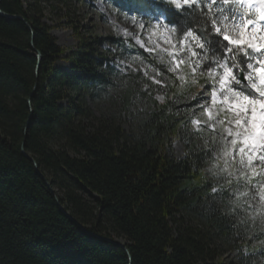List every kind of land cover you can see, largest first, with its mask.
Returning <instances> with one entry per match:
<instances>
[{
	"label": "trees",
	"instance_id": "1",
	"mask_svg": "<svg viewBox=\"0 0 264 264\" xmlns=\"http://www.w3.org/2000/svg\"><path fill=\"white\" fill-rule=\"evenodd\" d=\"M75 1L0 0L1 12L21 17L0 15V264H264V235L230 213L227 187L217 195L208 186V146L182 130L188 91L156 56L132 48L169 76L164 91L84 41L66 55L69 70L54 65L62 50L43 18ZM110 2L147 19L159 0ZM86 98L116 113L96 117ZM60 207L125 247L88 235ZM224 247L238 262L224 263Z\"/></svg>",
	"mask_w": 264,
	"mask_h": 264
},
{
	"label": "snow or ice",
	"instance_id": "2",
	"mask_svg": "<svg viewBox=\"0 0 264 264\" xmlns=\"http://www.w3.org/2000/svg\"><path fill=\"white\" fill-rule=\"evenodd\" d=\"M156 9L154 23L130 17L135 26L148 32L153 48L147 51L161 47L153 40L158 37L167 45L163 51L169 60L161 57L160 61L166 63L168 72L186 82V67L192 83L197 82V74L211 81L192 102L183 105L199 107L206 119L191 123L214 134L206 140L211 147L204 155L212 157L214 168L229 185L234 175L230 168L237 156L255 177L256 165L264 167V0H159ZM137 42L145 47L139 37ZM156 76L162 74L157 71ZM152 81L158 86L164 83L155 76ZM240 175L251 182L247 173ZM259 185V193L264 195V181ZM208 186L213 194L227 191Z\"/></svg>",
	"mask_w": 264,
	"mask_h": 264
},
{
	"label": "rangeland",
	"instance_id": "3",
	"mask_svg": "<svg viewBox=\"0 0 264 264\" xmlns=\"http://www.w3.org/2000/svg\"><path fill=\"white\" fill-rule=\"evenodd\" d=\"M156 12L147 11V19L137 16L129 10L122 9L113 5L110 0H77L71 2L68 7H62L58 13L46 12L43 22L49 27L50 34L53 37L55 44L62 50V54L58 56L54 65L62 70H69L71 63L66 57L69 52L73 51L80 41H84L96 49L103 55L106 64L112 66L116 71L127 74L128 72H140L147 81L153 83L152 78L155 76L157 79L163 78L164 83L159 86L160 91L169 83V76L164 74L158 69L152 67L148 62L141 59L132 48H138L142 51L156 56L160 61L163 57L164 61H168L169 57L163 51L167 47L163 44L162 39L153 37L156 43H160L161 47L156 48L154 51H147L148 48H153V44L148 41V32L135 26L130 17H135L138 21L154 23L153 16ZM127 30L128 35L124 30ZM137 37L144 42L145 47H141L137 42ZM118 41L124 42L125 50L117 45ZM131 51H130V50ZM167 68L166 63H162ZM159 71L162 76H156ZM184 73L187 76L186 82H181L176 73L169 72V74L176 80L180 87H185L188 91L187 100L185 103L192 102V98L199 95L203 88L201 83H192V77L188 74V69L185 67ZM211 81H207V84ZM156 85V84H155ZM206 85V84H205ZM110 97H114L113 91L109 92ZM207 95V93L205 94ZM159 97H164L163 93L158 92L155 99L161 102ZM86 103L92 110L93 114L98 117L102 111L105 115L116 113V109L111 106L110 101L94 102L90 98H86ZM134 106H138L137 100H133ZM191 116L188 123L182 129L186 133L198 136L202 145L211 147L206 143V140L213 139L214 134L209 128L200 127L193 123L191 120L200 119L205 120L206 116L202 113L199 107L190 108ZM195 112V116H193ZM121 128L125 134H129L132 130L130 123L122 118L120 122ZM173 153L176 157H182L185 154L184 146L180 138L174 139L172 142ZM219 151V150H218ZM213 153L214 156L218 155ZM240 157H236V163L231 166L230 170L234 173L232 176V183L229 185L223 179V173L216 171L214 168L213 159L205 166V177L212 181L215 185H222L228 188L230 195V213L239 221L245 222L248 226L258 229L264 235V195L259 193V182L264 181V167L256 165L257 175L252 176L251 168L243 167L239 163ZM221 163L223 161L221 160ZM240 173H247L251 177V182H246ZM260 196V198H259ZM233 210L235 212L233 213ZM222 257L224 263L228 261L238 262L235 251L223 248Z\"/></svg>",
	"mask_w": 264,
	"mask_h": 264
},
{
	"label": "water",
	"instance_id": "4",
	"mask_svg": "<svg viewBox=\"0 0 264 264\" xmlns=\"http://www.w3.org/2000/svg\"><path fill=\"white\" fill-rule=\"evenodd\" d=\"M0 15H2V16H4V17H7V18H18V19H21V17L9 16V15H7V14L1 12V11H0ZM37 58L39 59L40 56L37 55ZM21 153H22L24 156H26V157H27V158L33 163V165H34V167H35V169H36V172H37L38 174H40L39 171H38V169H37V165H36L35 161H34V160H33V159H32V158H31V157H30V156L24 151L23 146H22V149H21ZM46 183H47V182H46ZM47 186L50 187L48 183H47ZM51 191L53 192L52 189H51ZM55 198H56V200L58 201V199H57L56 196H55ZM60 208H61V210L63 211V213H64L69 219H71L74 223H76L77 225H79V226L81 227V229H82L85 233H87L88 235L93 236V237H96V238H99V239H102L103 241H107V242L113 243V244H115V245H118V246L121 247V248H124V247H125V245H124V241H122V240H120V239L107 238V237H103V236H100V235H98V234H94V233L90 232V231L87 230L84 226H82V225L79 224L77 221H75V220L73 219V217H72L69 213H67L66 211H64V209H63L62 207H60Z\"/></svg>",
	"mask_w": 264,
	"mask_h": 264
}]
</instances>
